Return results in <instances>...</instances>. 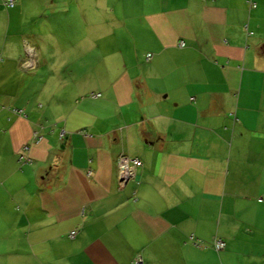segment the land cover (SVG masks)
<instances>
[{"label": "crops", "instance_id": "1", "mask_svg": "<svg viewBox=\"0 0 264 264\" xmlns=\"http://www.w3.org/2000/svg\"><path fill=\"white\" fill-rule=\"evenodd\" d=\"M74 2L0 0V264H264V0Z\"/></svg>", "mask_w": 264, "mask_h": 264}, {"label": "built area", "instance_id": "2", "mask_svg": "<svg viewBox=\"0 0 264 264\" xmlns=\"http://www.w3.org/2000/svg\"><path fill=\"white\" fill-rule=\"evenodd\" d=\"M16 0H2L1 4L6 7H12L15 5ZM184 42L181 41L180 45H183ZM36 63V52L30 45H26V56L21 61V66L24 69L34 68ZM16 112H22V109H15ZM36 139H40L41 136H36ZM24 149H28V145L23 147ZM20 160L24 161V159L20 156ZM26 161H30V159H26ZM142 165V161L135 156H129L124 152H121L117 158V178L119 183L123 184L129 179L133 178L136 174V169ZM75 235L74 232H70V237ZM217 249H220L224 246V241L221 239H216L214 243ZM135 264H143L142 259L137 257L135 259Z\"/></svg>", "mask_w": 264, "mask_h": 264}, {"label": "rangeland", "instance_id": "3", "mask_svg": "<svg viewBox=\"0 0 264 264\" xmlns=\"http://www.w3.org/2000/svg\"><path fill=\"white\" fill-rule=\"evenodd\" d=\"M21 4L25 5V13L23 15V18H25L26 20V30H28V22L32 17L36 18L38 21H40L41 19L45 20L46 12H51L52 8H54V11H56V13L54 14V16L56 17L57 15H59V13L57 12L58 8H61L63 6H73L75 2L74 0H53V3H51L50 0H21ZM25 37L28 36L25 35Z\"/></svg>", "mask_w": 264, "mask_h": 264}]
</instances>
